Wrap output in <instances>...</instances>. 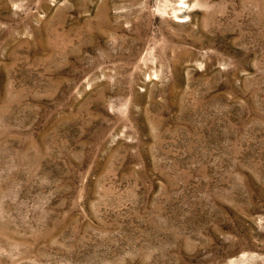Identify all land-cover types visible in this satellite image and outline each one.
<instances>
[{
    "label": "rangeland",
    "instance_id": "1",
    "mask_svg": "<svg viewBox=\"0 0 264 264\" xmlns=\"http://www.w3.org/2000/svg\"><path fill=\"white\" fill-rule=\"evenodd\" d=\"M0 264H264V0H0Z\"/></svg>",
    "mask_w": 264,
    "mask_h": 264
}]
</instances>
